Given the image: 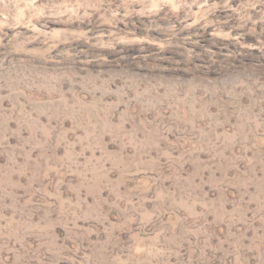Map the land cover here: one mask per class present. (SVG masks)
Listing matches in <instances>:
<instances>
[{
	"label": "rangeland",
	"instance_id": "rangeland-1",
	"mask_svg": "<svg viewBox=\"0 0 264 264\" xmlns=\"http://www.w3.org/2000/svg\"><path fill=\"white\" fill-rule=\"evenodd\" d=\"M0 264H264V0H0Z\"/></svg>",
	"mask_w": 264,
	"mask_h": 264
}]
</instances>
